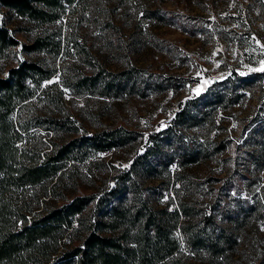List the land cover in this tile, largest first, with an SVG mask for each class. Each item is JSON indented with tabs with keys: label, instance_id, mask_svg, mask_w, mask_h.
<instances>
[{
	"label": "trees",
	"instance_id": "16d2710c",
	"mask_svg": "<svg viewBox=\"0 0 264 264\" xmlns=\"http://www.w3.org/2000/svg\"><path fill=\"white\" fill-rule=\"evenodd\" d=\"M75 1L0 0V7L43 25L60 17L65 3ZM56 33L42 30L23 48L56 56L62 49ZM18 43L0 18V60ZM72 44L67 50L73 47L85 54L88 66L100 65L91 70L77 67L71 75H62L63 85L76 93L119 97L177 84L172 77L145 76L135 65L110 70L87 55L78 41ZM57 69L56 61L34 58L0 68V264H225L234 258L240 228L254 213L264 222V205L238 196L244 189L233 174L246 184L251 178L246 167L221 178L209 205H198L186 165L221 151L226 144L215 141L210 151L184 139L182 129L200 124L207 114L214 115L211 111L232 103L240 94L237 90L250 88L259 73L234 72L210 84L185 102L177 113L178 124L152 134L154 143L136 154L109 185L73 192L82 181L77 170L81 162L133 142L137 133L123 126L78 132L62 87L56 81L43 85ZM39 98L48 103L46 110L37 108ZM254 122L244 139L252 144L245 147L244 160L247 168L254 165L262 170L264 119ZM164 140L172 149L163 146ZM175 161L183 167L175 180L186 195L177 193L174 202L160 205L147 189L156 192L168 186H147V179L171 177Z\"/></svg>",
	"mask_w": 264,
	"mask_h": 264
},
{
	"label": "rangeland",
	"instance_id": "374dc122",
	"mask_svg": "<svg viewBox=\"0 0 264 264\" xmlns=\"http://www.w3.org/2000/svg\"><path fill=\"white\" fill-rule=\"evenodd\" d=\"M0 18L19 41L7 50L0 63L10 65L19 59L31 58L48 63L56 61V73L43 85L56 81L62 87L66 109L76 120L78 132L123 126L137 133L133 142L98 152L81 162L77 170L82 181L73 192H90L97 186L109 185L119 170L132 163L136 154L154 143L152 134L175 126L179 119L177 113L185 102L210 84L234 72H258V79L250 88L237 90L240 94L236 100L211 111L214 115L207 114L200 124L185 125L182 133L187 141L207 146L210 151L215 141L226 144L221 151L186 165V172L195 184L192 191L198 205H209L221 178L245 167L251 176L246 184L239 175L233 174L244 189L238 196L264 205V169L257 170L254 165L247 168L244 160L245 147L252 145L249 140L244 143V139L256 123L254 120L264 119V71H250L260 68V61L264 60V47H261L264 45V0H76L65 3L61 16L43 25L5 7H0ZM46 29L57 32L55 39L62 44L58 55L23 48ZM77 41L87 49V55L110 70L135 65L145 76L160 74L172 77L177 84L164 83L159 90L119 97L76 93L63 85L62 75H71L77 67L91 70L100 66H88L84 62L85 54L77 48L67 50V45ZM47 104L44 98H39L37 108L46 110ZM40 132L46 133L43 129ZM163 146L172 149L165 140ZM170 169L171 177L147 179V186H168L157 188L156 192L147 189L160 205L174 202L177 193L186 195L175 180L176 171L183 167L175 161ZM238 196L234 197V203ZM240 230L234 258L229 257L225 264H264V222L254 213Z\"/></svg>",
	"mask_w": 264,
	"mask_h": 264
},
{
	"label": "snow or ice",
	"instance_id": "6c2138e0",
	"mask_svg": "<svg viewBox=\"0 0 264 264\" xmlns=\"http://www.w3.org/2000/svg\"><path fill=\"white\" fill-rule=\"evenodd\" d=\"M257 43H259V41H257ZM261 47H264V45H261ZM260 64H261L260 68L250 69V71H264V60L260 61ZM241 74L243 75V73ZM125 167H127V165H125Z\"/></svg>",
	"mask_w": 264,
	"mask_h": 264
}]
</instances>
